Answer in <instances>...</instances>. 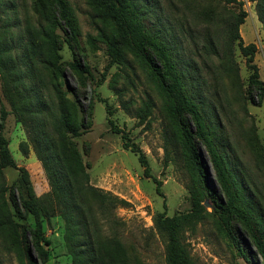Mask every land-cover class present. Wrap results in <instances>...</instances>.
I'll return each instance as SVG.
<instances>
[{
	"label": "rangeland",
	"instance_id": "1",
	"mask_svg": "<svg viewBox=\"0 0 264 264\" xmlns=\"http://www.w3.org/2000/svg\"><path fill=\"white\" fill-rule=\"evenodd\" d=\"M239 1L248 13L240 34L245 44L257 46L254 63L264 82V27L258 20L255 2ZM67 2L77 20L79 33L75 40L68 42L64 33L57 31L60 62L65 68L69 86L83 92L81 101L84 107L93 104L90 127L74 138V142L87 167L91 184L129 203L128 206L117 207L114 211L116 219L104 227L105 232L109 236L116 235L125 245L129 264H167L165 240L155 229L153 219L158 213L172 217L193 210L188 187L194 167L189 151L170 117L160 83L149 77L131 56L127 63L114 62L107 46L99 39L101 22L88 0ZM160 2L164 12L160 9L152 11L147 25L159 24L158 28L168 33L176 51L175 59L180 62L179 69L199 68V80L184 83L189 91L196 84L206 99L202 111L207 118L206 125L216 131L210 133L213 149L207 144L199 145L207 169L206 177L220 192L214 161L222 159L240 184L260 191L264 198V99L260 105L254 103L258 99L249 87L252 71L237 47L235 60L238 69L232 73H225L220 59L216 56L210 59L204 49L205 40L210 38L222 55L228 30L225 19L229 13L237 12V7L225 5L223 0ZM191 4L203 14L202 19L189 13ZM206 15H215L213 24L207 23L211 20ZM28 20H36L30 0L0 1V25L2 21L8 22L16 44L22 39V30ZM159 20H163V24ZM76 60L82 65L84 74L71 69L70 63ZM192 75L189 77L193 78ZM61 89L72 100L69 89L63 85ZM67 109L76 117L72 122L79 126L81 112L71 103H67ZM2 111L7 112V117L0 134L7 142L15 163V167L8 166L2 170L7 186L5 198L13 210V189L16 197H27V190L20 181L21 169L28 172L37 197L49 192L50 185L28 130L17 122L1 89L0 122ZM191 127L194 128L192 121ZM22 144H25L27 153L22 150ZM131 145L146 157L151 177L144 175L139 154L132 150ZM155 179L162 182L160 193ZM202 205L208 213L214 211L210 198L204 199ZM213 217V214L207 216L186 233L185 240L196 264H248L245 255L248 258L257 255L259 259H254L255 264H263L248 234L242 231L245 237V243L240 244L244 249L242 254L227 231L214 224ZM13 220L19 224L17 237L20 239V226L35 227V220L30 215L25 219L15 216ZM43 231L51 242L47 261L40 260L33 249L28 253L22 240L18 241L19 245L14 241L7 245L0 241V264H30L32 260H37L38 264H72L65 244L62 217L43 219ZM236 240L239 239L236 237Z\"/></svg>",
	"mask_w": 264,
	"mask_h": 264
},
{
	"label": "trees",
	"instance_id": "2",
	"mask_svg": "<svg viewBox=\"0 0 264 264\" xmlns=\"http://www.w3.org/2000/svg\"><path fill=\"white\" fill-rule=\"evenodd\" d=\"M154 1L158 2L157 6ZM253 1L258 20L264 27V0ZM30 2L36 20L26 21L22 39L17 44L12 40L13 32L8 22L2 21L0 25V91L2 89L17 122L28 130L50 190L37 197L28 172L21 169L20 181L27 190V197H16L13 189L11 210L5 198L7 186L2 170L8 166L15 167V163L7 142L0 134V241L6 245L14 241V244L19 245L18 241L22 240L28 253L33 249L38 258L45 262L49 258L51 242L44 234L43 219L59 215L65 223L64 239L72 264H129L125 245L116 235H107L104 228L116 219L114 211L117 207H125L129 203L91 184L87 167L74 142V138L90 127L93 104L85 108L81 101L83 92L71 88L66 80V71L60 62L61 48L57 31L64 33L66 41L75 40L79 33L77 20L67 0ZM88 2L101 22L99 39L107 46L114 62L127 63L131 56L148 72L149 77L160 83L170 117L193 163L194 174L188 187L193 210L172 217L158 213L153 219L155 229L165 240L167 264H196L185 236L212 214L215 215L214 224L220 230L227 231L242 254L244 249L240 248V244L245 243L243 232L248 234L264 264L263 195L260 191L240 184L222 159L214 161L221 191L215 190L206 177L207 169L199 145L207 144L213 149L210 133L216 131L206 125L207 118L202 113L206 99L201 96L196 84L189 91L184 83L187 80L198 81L199 68L186 71L179 69L180 62L175 59L176 51L169 41L168 33L159 29V24L147 25L146 21L152 11L160 9L164 12L160 0ZM223 2L237 7L238 11L229 13L230 16L225 19L228 30L222 55L210 38L205 40L204 49L210 59L211 56L220 59L225 73H232L238 69L235 60L237 47L246 58L248 69L252 71L249 87L258 99L254 103L260 105L264 99V82L254 63L257 46L245 44L240 34V27L245 23L248 13L239 0ZM188 8L192 10L189 13L202 19L203 14L199 13L197 7L191 4ZM206 17L211 20L206 22L213 24L215 15ZM159 21L163 24V20ZM70 67L77 74L85 73L77 60L70 63ZM191 74L193 78L189 77ZM62 85L69 89L72 100L61 89ZM67 103L81 112L79 126L72 122L76 117L68 111ZM6 117L7 112L2 111L0 132ZM191 121L194 128L191 127ZM24 145L22 150L27 153ZM130 147L139 154L144 175L151 177L146 157L135 145ZM155 182L160 193L162 182L157 179ZM207 197L213 204L212 213H208L202 205ZM27 215L34 218L35 227L20 226V239L17 237L19 224L13 218L17 216L25 219ZM245 257L248 264H255L254 259H259L257 255ZM30 264L38 263L32 260Z\"/></svg>",
	"mask_w": 264,
	"mask_h": 264
}]
</instances>
